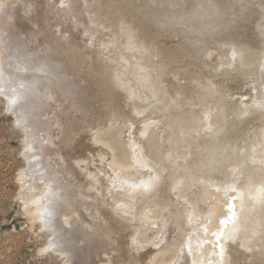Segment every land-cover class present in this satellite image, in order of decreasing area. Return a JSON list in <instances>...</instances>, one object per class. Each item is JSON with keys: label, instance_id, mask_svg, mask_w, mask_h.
Segmentation results:
<instances>
[{"label": "snow or ice", "instance_id": "snow-or-ice-1", "mask_svg": "<svg viewBox=\"0 0 264 264\" xmlns=\"http://www.w3.org/2000/svg\"><path fill=\"white\" fill-rule=\"evenodd\" d=\"M251 2L148 0L146 4H137L136 0H70L69 3L60 0L57 7L53 0H48L47 4L44 0H33L28 9L29 13L33 10L39 13L41 9L53 11L58 20H71L78 29H83L84 36L90 37L84 47L56 30L60 37L58 47L47 49L44 55L47 57L48 52L55 51L69 57L79 55L88 61L91 57L86 54L87 49L93 48L97 58L104 63L108 77L107 95L113 97L119 91L125 92L123 99L131 121L128 127L142 129L139 135L145 139L136 145V168L143 171L147 179L141 178L128 184L132 192L114 194L113 189L117 184L122 185L125 181L113 171L108 174L112 182L110 196L133 202L140 197L150 196L162 201L161 206L167 205L169 209L173 207L170 198L175 197L177 206L181 202L186 206L185 215L191 225L195 218L192 213L196 209L194 204L189 203L186 192L198 186H215L226 198L234 193L229 200L227 217L220 220L222 227L211 233L214 241L204 240V243L211 242L214 249H219L218 253H213L218 255L215 264H264V19L261 20L258 55L242 45L238 47L239 41L231 32L234 9L238 7L243 12ZM258 6L264 17V0H258ZM156 9L163 11L156 12ZM81 15L87 16L86 25L77 22ZM129 15L133 19H146L156 29L151 35L144 36L143 44L137 37L139 29L130 22ZM110 23L112 27H109ZM173 32L177 34L179 44L171 55L165 54L162 58L163 50L154 38L160 33ZM112 49L139 51L151 57L133 73L136 87L125 82L127 69L121 71L128 61L123 56L119 60H110ZM228 50L231 51L230 57ZM205 53L221 56L219 68L215 67V62L211 67L225 82L230 81L240 69L249 70L244 75L251 93V104H233L236 97L223 83L217 86L211 81L201 82L197 79L206 66ZM252 58H255V62L248 63ZM33 59L32 54L24 56L29 67ZM46 64L47 61L42 63V69ZM54 67L59 69L60 65ZM220 69L226 71L220 73ZM165 76H170L175 82L174 89L168 87ZM15 79V76H10L9 82ZM20 87L25 88V85L21 83ZM28 89L35 91L33 85H29ZM44 99L53 100V95L47 89ZM257 115L261 127L251 141L248 136L232 138V131L239 121ZM150 116H159L160 119H150ZM134 117H144L146 123L138 124ZM153 128L155 131H150ZM128 134L134 135L131 131ZM201 139L211 146L200 148ZM249 143L253 145L250 151ZM193 149L199 154V160L190 164L189 156L193 154ZM139 153H143V156ZM180 160L184 163H178ZM100 167L103 169V165ZM97 175L103 176V170ZM138 189L144 191L137 192ZM187 209H191L192 213ZM130 214L135 213H124L125 216ZM182 221L183 216L177 215L174 227L178 239L171 245L178 250L175 264H183L185 245L179 239L185 233ZM169 223L171 213L160 222L162 235L156 247L163 241L164 229ZM229 242L238 243L231 259L228 255ZM254 252L258 259L252 258ZM109 264H127V261L113 259Z\"/></svg>", "mask_w": 264, "mask_h": 264}, {"label": "bare ground", "instance_id": "bare-ground-1", "mask_svg": "<svg viewBox=\"0 0 264 264\" xmlns=\"http://www.w3.org/2000/svg\"><path fill=\"white\" fill-rule=\"evenodd\" d=\"M21 1L29 3L30 0ZM21 1L18 3L20 4ZM69 2L70 0H65V3ZM136 2L137 4H146L148 0H136ZM54 3L59 7L60 0H55ZM162 11V9H156V12ZM232 15L234 19L231 32L239 41L238 47L242 45L251 53L258 55L261 46V20L264 19L260 14L258 0H252L243 12L240 11V8H235ZM128 19L139 29L137 37L141 44H143L145 35H151L156 31L155 27L146 19L139 17L133 19L131 15ZM77 22L86 25L87 16H79ZM41 26L43 25L41 24ZM72 27L77 34L73 32L76 34V38L71 36V40L73 38V40L85 44L90 39V37L84 36L83 29H78L76 24ZM109 27H112V23L109 24ZM5 31H7L6 24L0 20V44L2 46L4 42H7L3 35ZM53 35L55 34L53 33ZM104 36L106 37L107 33ZM53 39L56 41L57 38L53 37ZM154 39L158 47L163 50L162 58L165 54L171 55L179 44L175 32L160 33ZM55 45L52 48H55ZM21 49L20 58L24 61L21 64L22 71L19 75L15 74L17 79L14 82H9L8 74L4 75L5 82L2 83L0 91H3L2 94L7 104L6 109L12 110L19 125L25 128L26 138L23 154L27 160L28 171L26 172L24 169L26 174L22 172L24 173L22 175L23 177L29 176V178L28 181H22L23 177L19 175L18 180L20 183L22 182V188L27 187V190L29 189L32 193L21 197L23 207L31 206L30 219L38 221L41 229L45 228L52 232L51 239H48L49 241L39 250L40 255L46 254L49 250L56 251L65 256L70 264H88L89 262L109 264L113 259L126 260L127 264H175L178 250L172 248L171 245L174 240L178 239L174 224L176 216L181 215L185 227V233L179 237L185 245L183 264H215L218 255H213V253L214 251L218 253L219 249H214L213 243H204V240L214 241L215 238L211 236V233L222 227L220 220L227 217L229 200L234 193H230L226 198L223 192L216 190L215 186H198L186 192L185 196L189 203L194 204L196 209L194 213L191 209H187L195 217L191 225L185 215L186 206L182 202L177 206L175 197L170 198L173 207L169 209L167 205L161 206L162 201L154 200L150 196L140 197L135 202L130 199H116L115 195L110 196L109 188L112 187V182L108 174L113 171L119 173L120 179L125 181L122 185L117 184L113 189L114 194L132 192L133 190L128 188V184L138 182L141 178L147 179L144 172L137 171L136 168V153L138 152L136 145L145 138L139 135L141 128L129 129L128 127L131 121L127 104L123 99L126 93L119 91L113 97L107 95L108 77L104 63L97 58L96 51L91 47H88L87 50L97 59L102 78L101 84L97 85L93 92L83 87L81 79L71 80V75L64 72L67 68L65 63H51L52 57H49L51 55L42 56L44 51L36 52L37 54L31 52L34 59L29 67L28 62L24 60V56L28 55L29 48L28 50L26 47ZM111 52L110 60H119L123 56L128 61L121 71L127 69L125 82L131 87H136L133 73L138 66H144L145 62L150 61L151 57H147L139 51L112 49ZM228 55L230 57V50H228ZM79 58H77L78 61H80ZM220 60L219 54L210 56L205 53L204 63L206 66L197 79L201 82L211 81L217 86L223 83L227 90L236 97L233 104H251V93L245 83L244 75L249 70L247 68L240 69L230 81L225 82L221 75L211 67L215 62V67L219 68ZM45 61L47 64L42 69V63ZM56 62L58 61L56 60ZM253 62H255V58L248 60V63ZM54 65H60L59 69ZM81 69L83 70V68ZM225 71V69H220V73ZM1 76L2 72L0 79ZM5 76L8 79H5ZM56 77H60V79H56ZM165 81L169 88L174 89L175 82L170 76H165ZM21 83L25 85V88L20 87ZM29 85L34 86V92L28 89ZM46 89L53 95L52 101L44 99ZM42 116L49 120L51 125L49 129L45 120L43 122L39 120V117ZM149 118L160 119L159 116H150ZM134 119L138 121V124L146 123L144 117H134ZM114 127L119 130L118 140L126 153L125 156H121L117 146L106 135L107 131ZM260 127L258 115L244 117L236 124L231 135L234 139L248 136L251 141ZM130 131L134 135L130 136L128 134ZM150 131H155V128ZM210 146L207 141L200 140V148ZM252 147L253 145L249 143V151ZM139 155L143 156V153H139ZM198 160L199 154L193 149V154L189 156V162L195 164ZM178 163L182 164L184 161L180 160ZM101 165H103V169H101ZM101 170L104 175L98 176L97 173ZM136 191L143 192L144 190ZM125 212L135 214L125 216ZM169 213H171V223L164 229L163 241L159 247H156V242L162 235L160 222L169 216ZM75 217L82 220L79 223L80 231L83 232L81 239L85 240L82 247L81 245L78 247L70 238L66 239L62 236L64 232L67 233L72 228L71 221H74ZM144 232L152 234L148 238H143ZM227 246L231 259L233 251L238 248V243L229 242ZM166 251L171 253L170 257L158 261L157 258ZM60 254L58 255L60 256ZM251 255L252 258L258 259L255 252Z\"/></svg>", "mask_w": 264, "mask_h": 264}, {"label": "rangeland", "instance_id": "rangeland-1", "mask_svg": "<svg viewBox=\"0 0 264 264\" xmlns=\"http://www.w3.org/2000/svg\"><path fill=\"white\" fill-rule=\"evenodd\" d=\"M19 1L21 0H0V20H2V22L5 23L7 27V31L3 33L7 42H4L3 46L2 44H0V46H2L0 47V65H2L3 63V65L0 66V73L2 72L3 76H1L0 79V89L1 85H3L2 83L5 82L4 75L8 74L7 76L9 78V76L19 75V73L22 71L21 64L24 62L20 58V55L22 54V47H26L27 50L29 48L28 54H31V52H33L32 54H35L36 52L44 51L42 52V56H45L44 53L47 49L52 48V46L55 44V48L58 47L57 39L59 41L60 37L58 35L56 36L57 31L55 32V29L59 30L63 35L66 32L68 35L65 33V36H68L70 40L71 36L76 38L77 34L73 30L72 25L75 26V24L72 23L71 20H69V22L58 20L55 12L50 11V13L49 11H45L44 9H41L39 13H37L35 10L29 13V5L30 3L32 4L33 1L30 0L29 3L21 1L22 3L20 2V4L18 3ZM53 1L55 2V0ZM44 3L47 4V0H44ZM41 19H44L45 21ZM52 19L54 22L52 21ZM31 22H33L32 25ZM65 23H68L69 25H66ZM41 24L43 26H41ZM33 25H36V27L33 28ZM73 32H75L76 34ZM53 33L55 35H53ZM53 37L55 39L57 38L56 41L53 39ZM53 41L55 44L52 43ZM71 41L74 43L77 42V40H73V38ZM84 45V43L80 42L81 47H84ZM86 54L92 57L91 60L85 61L83 57L79 55L77 56H79L80 58L77 56L69 57L65 55H59L55 51H50L47 56L51 55L49 56L50 58L52 57L50 61L51 63H65L67 68H65L66 71L64 72L69 74V76L71 75V80L73 79V81H75L81 79V84L83 85V87L93 92L97 85H100L102 82L100 73L101 69L99 63L97 64L98 61L95 58L94 54L92 55V53H89L88 50ZM77 58H79L80 61H78ZM56 60L58 62H56ZM92 62L94 63L93 65L95 67L92 65ZM81 68H83V70ZM7 76H5V79L7 78ZM2 93L3 91L1 90L0 264H70L69 261L67 262V260L65 259V256H62L56 251L51 250L44 255H40L39 250L49 241L48 239H51L52 232L45 228L41 229L40 223L38 221H33L30 219L31 206L26 208L23 207L21 197L28 196L30 195V193H32L29 191V189L27 190V187L22 188V182L20 183V180H18L20 177L19 175H24V173L26 174V172L28 171V167L26 168V166H28L27 160L25 159L26 157L23 154L25 151V128L19 125V122L17 121L18 119L15 117V113L12 110L6 109V100ZM39 120H42L41 122L45 120L44 122L47 123L48 129L51 127V125L49 124V120H46L43 116L39 117ZM118 133L119 130L114 127L107 131L106 135L110 138L111 142L117 146L118 152L121 154V156H125L126 153L121 147V144L118 140ZM24 169L26 172L24 171ZM28 178L29 176H25L22 178V181H28ZM81 221V218L75 217L74 221H71L72 228L67 233L64 232L62 234L64 238H70V240L73 241L78 247H80V245L81 247L84 246L85 243V240L81 239L83 234V232H81L79 228V223ZM151 234V232H144L142 234V237L148 238L151 236ZM58 254H60V256ZM170 255L171 253L169 251H166L165 253H163V255L159 256L157 260H166L170 257ZM88 264L96 263L89 262Z\"/></svg>", "mask_w": 264, "mask_h": 264}, {"label": "water", "instance_id": "water-1", "mask_svg": "<svg viewBox=\"0 0 264 264\" xmlns=\"http://www.w3.org/2000/svg\"><path fill=\"white\" fill-rule=\"evenodd\" d=\"M49 251H51V250H49Z\"/></svg>", "mask_w": 264, "mask_h": 264}]
</instances>
